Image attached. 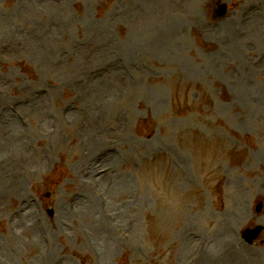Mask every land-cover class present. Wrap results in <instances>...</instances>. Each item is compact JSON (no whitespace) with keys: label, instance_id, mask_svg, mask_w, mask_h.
Segmentation results:
<instances>
[{"label":"rangeland","instance_id":"rangeland-1","mask_svg":"<svg viewBox=\"0 0 264 264\" xmlns=\"http://www.w3.org/2000/svg\"><path fill=\"white\" fill-rule=\"evenodd\" d=\"M0 129V264H264V0H0ZM87 180L99 263L55 214Z\"/></svg>","mask_w":264,"mask_h":264},{"label":"bare ground","instance_id":"bare-ground-1","mask_svg":"<svg viewBox=\"0 0 264 264\" xmlns=\"http://www.w3.org/2000/svg\"><path fill=\"white\" fill-rule=\"evenodd\" d=\"M12 125H13V123H12ZM0 131H1V129H0ZM171 169H172V167H171ZM122 187H123V185H121L120 182L114 183L111 185L110 191L112 193V192L119 190ZM125 187H128V185H126ZM90 196H91V194H90V192H88L87 196H83L84 200H82V199H81V201L79 200V203H77V207H76L75 212L71 213V212H68L66 209L64 211L63 208L62 209L60 208L59 210H57V213L60 214L59 216H62V214H63V216H64V214H67L70 218H76V216H78L79 218L86 219L87 220V227L92 232L93 238L95 239L98 232H99V226H101L100 223H103V219H102L101 215L98 214L95 211V209L93 208L92 198ZM133 204H134L133 201L130 203V206L128 204H126L125 210L127 211L128 209L132 208ZM28 209H29V206H28ZM30 212H31V209L25 215L26 218L30 214ZM30 220H33L36 223L35 227L38 230L43 228L42 225H38L37 222L35 221L36 219H35L34 214L31 216ZM94 229L97 233L94 231ZM103 235H104L103 233L99 234V238L101 239V245L98 244L99 245L98 249H101L103 251L104 256H106V258H108L111 245L108 242V240L103 237ZM215 241L213 242V247L215 250H218L216 253L217 264H243L242 257L236 253V251H238L239 249H234L233 246L228 245L227 242H223V241H221L220 243H218L216 245ZM50 254H51L50 251L41 250L39 252V258H43V257L49 258ZM181 255H182V253H179V256H181Z\"/></svg>","mask_w":264,"mask_h":264},{"label":"water","instance_id":"water-1","mask_svg":"<svg viewBox=\"0 0 264 264\" xmlns=\"http://www.w3.org/2000/svg\"><path fill=\"white\" fill-rule=\"evenodd\" d=\"M254 236V235H253ZM251 238V237H250Z\"/></svg>","mask_w":264,"mask_h":264}]
</instances>
